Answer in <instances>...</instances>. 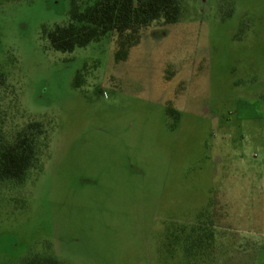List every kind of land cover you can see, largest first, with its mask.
I'll return each instance as SVG.
<instances>
[{
	"label": "rangeland",
	"instance_id": "1",
	"mask_svg": "<svg viewBox=\"0 0 264 264\" xmlns=\"http://www.w3.org/2000/svg\"><path fill=\"white\" fill-rule=\"evenodd\" d=\"M180 4L116 62L112 32L49 47L69 0H0V134L47 130L0 264H264V0Z\"/></svg>",
	"mask_w": 264,
	"mask_h": 264
},
{
	"label": "trees",
	"instance_id": "2",
	"mask_svg": "<svg viewBox=\"0 0 264 264\" xmlns=\"http://www.w3.org/2000/svg\"><path fill=\"white\" fill-rule=\"evenodd\" d=\"M69 0L68 21L43 26L41 35L50 48L70 52L112 32L116 49L114 60L127 58L131 47L139 43L143 31L155 20L176 22L181 15L180 0ZM4 78L0 75V88ZM78 84L75 83V86ZM47 130L41 121H28L10 137L0 134V180L23 179L37 159L39 146ZM45 264H62L55 256Z\"/></svg>",
	"mask_w": 264,
	"mask_h": 264
}]
</instances>
